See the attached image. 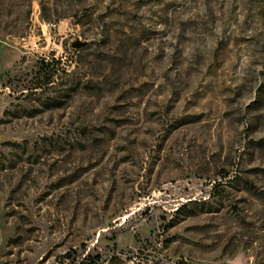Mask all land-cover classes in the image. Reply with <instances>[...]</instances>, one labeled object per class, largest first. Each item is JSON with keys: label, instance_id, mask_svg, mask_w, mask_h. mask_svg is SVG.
<instances>
[{"label": "rangeland", "instance_id": "rangeland-1", "mask_svg": "<svg viewBox=\"0 0 264 264\" xmlns=\"http://www.w3.org/2000/svg\"><path fill=\"white\" fill-rule=\"evenodd\" d=\"M0 264H264V0H0Z\"/></svg>", "mask_w": 264, "mask_h": 264}, {"label": "water", "instance_id": "water-1", "mask_svg": "<svg viewBox=\"0 0 264 264\" xmlns=\"http://www.w3.org/2000/svg\"><path fill=\"white\" fill-rule=\"evenodd\" d=\"M85 44H86V42H82V41L78 40V41L73 43V46L79 48V47L85 46Z\"/></svg>", "mask_w": 264, "mask_h": 264}]
</instances>
